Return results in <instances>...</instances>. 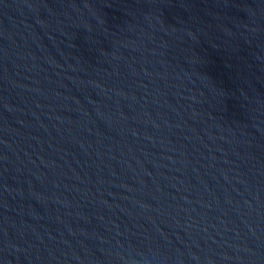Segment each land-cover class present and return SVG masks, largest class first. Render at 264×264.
Returning a JSON list of instances; mask_svg holds the SVG:
<instances>
[{
	"label": "water",
	"instance_id": "1",
	"mask_svg": "<svg viewBox=\"0 0 264 264\" xmlns=\"http://www.w3.org/2000/svg\"><path fill=\"white\" fill-rule=\"evenodd\" d=\"M0 264H264V0H0Z\"/></svg>",
	"mask_w": 264,
	"mask_h": 264
}]
</instances>
